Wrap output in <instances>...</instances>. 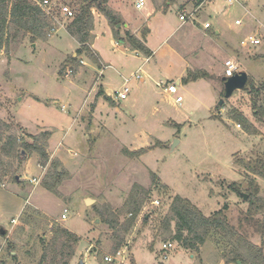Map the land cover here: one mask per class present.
I'll use <instances>...</instances> for the list:
<instances>
[{
  "label": "rangeland",
  "instance_id": "rangeland-1",
  "mask_svg": "<svg viewBox=\"0 0 264 264\" xmlns=\"http://www.w3.org/2000/svg\"><path fill=\"white\" fill-rule=\"evenodd\" d=\"M51 1L56 9L66 5L73 11L80 3ZM239 1L242 7L226 9L221 3L204 4L194 11V22L181 23L179 12L192 9L193 0H147L142 9L135 0H109L121 20L119 34L127 30L144 40L150 55L114 49L111 26L93 8L90 44L108 68H100L85 53L70 62L77 44L63 30L34 42L25 35L0 49V145L9 137L16 140L9 154L0 148V264H49L55 251L58 264H109L103 255L114 252L122 235L113 232L109 221L122 223L130 215V193L143 197L136 185L148 194L120 246L131 264H241L226 263L222 244L213 239L196 251L171 238L175 218L170 203L176 194L204 215L226 204L229 223L260 245L253 223L262 214H246V191L256 186L264 199V178L247 167L264 159V92L256 95L248 87L226 98L222 78L224 61L231 59L255 86L264 80V0ZM58 18L66 23L60 14ZM205 20L211 27L203 30ZM248 34L261 43L241 46L240 39ZM136 71L141 80L131 79L127 98L111 104L124 77ZM197 72L207 76L183 80ZM181 76L176 94L155 84ZM177 94L180 104L174 100ZM43 131L48 133L40 140L49 155L45 166L35 152L19 146ZM174 139L178 142L170 149ZM141 148L142 154L126 153ZM53 160L62 173L55 193L44 187V182L54 183ZM232 183L247 194L246 200ZM166 216L172 217L170 232L162 226ZM56 226H67L79 241L62 247L61 238L52 246ZM168 241L173 248L164 258L162 244ZM43 254L47 257L41 262Z\"/></svg>",
  "mask_w": 264,
  "mask_h": 264
},
{
  "label": "trees",
  "instance_id": "trees-1",
  "mask_svg": "<svg viewBox=\"0 0 264 264\" xmlns=\"http://www.w3.org/2000/svg\"><path fill=\"white\" fill-rule=\"evenodd\" d=\"M42 0H0V49L5 48L10 41H20L25 35L29 36L31 42L38 39H44L48 31L52 27L51 20L42 11L37 2ZM109 0H80L77 9L74 11L73 17L66 20L65 30L74 38L79 47L76 49V56L70 58V62L74 63L76 58L85 53L95 63L99 65L97 55L89 48V44L92 40V30L94 24V17L92 9L95 8L100 12L111 26L114 38L128 46L131 50L141 51L147 55L151 54L150 49L145 45L144 40L138 39L135 35L129 31H125L121 36L119 30L116 29V25L121 23L120 17L114 13V11L108 6ZM171 1V0H169ZM201 0H193V4L197 5ZM57 16L58 10L55 8ZM207 76L205 72L193 73L190 77H185L183 80L197 79ZM248 87L256 95L260 92H264V80L255 86L252 81H248ZM102 90L99 89L97 95H101ZM253 107L256 114V103L253 102ZM240 120H244V117L239 116ZM47 131H43L38 135H31L32 141H22L19 146L29 152H35L38 155L39 164L45 166L49 162V155L46 151L45 143H41L40 140L47 137ZM16 143L15 138L9 137V140L0 145L1 150L5 154H9ZM145 150L143 148L138 151H127L130 156L134 154H142ZM18 155L21 156V150ZM248 170L259 177L264 178V159H259L253 165H247ZM51 176L54 179L53 184H47L44 182V187L51 192H56L55 185L61 179L62 173L58 170L59 162L51 161ZM152 181L156 180L154 174H152ZM231 188L239 191L238 185L232 183L229 185ZM136 193L142 192L143 197L141 199L134 198V193H130V206L129 216L119 223L118 219L115 221H109V226L113 232L119 230L122 235H119L118 242L115 246V250L119 249L124 235L133 226L137 215L139 214L143 198L148 194L147 189L140 185L134 186ZM134 191V192H135ZM247 203L248 207L246 214L252 218L256 214H262L261 219L254 221L253 225L256 227V231L260 233L261 243L255 245L249 241L244 235H242L233 225H231L226 217L225 210L227 205L224 204L220 209L211 212L209 215H204L192 202L179 195H174L170 203V212L175 218V231L171 238L181 244L183 248H189L199 251V245H202L207 239H213L217 245L222 244L224 252L222 255L226 256L225 262L231 263L239 260L241 264H264V199L257 193L256 186L247 187ZM172 217L166 216L163 220L162 226L164 230L170 232V223ZM145 221V219H144ZM118 236V235H117ZM63 239L62 247H68V243L76 244L79 241V237L68 230L65 227L56 226L53 231L52 246L60 239ZM234 241V242H233ZM55 247V246H54ZM228 248V249H227ZM67 255L68 258L73 256V247L70 248ZM54 249H52V252ZM114 250V251H115ZM58 252H54L53 256L49 260V264H58L57 257ZM15 258L14 255H11ZM46 254L41 257V262L46 259ZM62 264H69L68 261L62 262ZM80 264V263H79Z\"/></svg>",
  "mask_w": 264,
  "mask_h": 264
},
{
  "label": "built area",
  "instance_id": "built-area-1",
  "mask_svg": "<svg viewBox=\"0 0 264 264\" xmlns=\"http://www.w3.org/2000/svg\"><path fill=\"white\" fill-rule=\"evenodd\" d=\"M213 0H201L197 5L193 4V10L190 9L188 10L187 8H183L179 14H178V19L180 20L181 23H185V22H194L195 21V16H194V11L198 10L199 8L202 7V5L209 3ZM224 9L234 6V5H239L240 1L239 0H218ZM38 5L41 7L42 11L46 14V16L51 20L52 23V27L50 28V30L48 31L47 35H51V33L53 31H55L57 28H62L65 29V23L61 22L60 19L58 18L56 12L54 11L55 7H54V3L51 0H42L41 2H37ZM147 3V0H135V7L137 9H142L145 7ZM242 7V6H241ZM58 13L63 17V19L66 21L67 19L73 17L74 15V11L71 10L68 6L66 5H62L58 7ZM235 24H240V20H235ZM202 27L204 29H208L211 27L210 22L209 21H205L202 24ZM261 43L260 39L258 37H256L253 34H248L245 37H242L240 39V45L241 46H256L259 45ZM79 63L83 64V60H80ZM101 68H104V65L102 63H100ZM238 70L237 64L234 63L233 60L231 59H226L224 61V71H223V77H230L233 74H235ZM67 73H72L73 70L71 68H67L66 70ZM131 79H137L140 80L141 79V74L139 72H135L132 75H130V77H125L123 80V84L122 86L116 90L114 92V94L111 96V98L113 99V101L115 102H119L121 100H124L127 98V95L129 93V82ZM179 82H170L167 83L163 80H159L156 81V86L160 87L164 92L169 93V94H176L177 93V84ZM175 102H177L178 104H180L182 97L181 95H176L174 98ZM62 108L64 109L65 107L62 106ZM237 126L239 127L240 125L237 124ZM31 182H36V179H31ZM156 203L158 201H155ZM65 214H62V219H65ZM173 248V242H165L162 244V251H163V257H166L167 252ZM125 256V251L121 248L115 250L112 253L106 252L103 255V261L105 263H109V264H131L130 260L127 259Z\"/></svg>",
  "mask_w": 264,
  "mask_h": 264
},
{
  "label": "water",
  "instance_id": "water-1",
  "mask_svg": "<svg viewBox=\"0 0 264 264\" xmlns=\"http://www.w3.org/2000/svg\"><path fill=\"white\" fill-rule=\"evenodd\" d=\"M120 26V23L116 25V29ZM247 74L244 71H239L233 74L230 77H223V86H224V95L226 98L230 97L234 91L241 90L245 87L247 83ZM223 99H220L218 104H221ZM178 141L174 139V142L170 145V149H173ZM17 178V177H16ZM243 199L246 200L247 194L240 192ZM91 199H86V202H91ZM240 263V262H239ZM80 264H82V261H80Z\"/></svg>",
  "mask_w": 264,
  "mask_h": 264
},
{
  "label": "crops",
  "instance_id": "crops-1",
  "mask_svg": "<svg viewBox=\"0 0 264 264\" xmlns=\"http://www.w3.org/2000/svg\"><path fill=\"white\" fill-rule=\"evenodd\" d=\"M213 2H215V3H220L218 0H213V1H211V2H209L210 4H212ZM207 4V3H206ZM203 6V5H202ZM200 9V8H199ZM205 21H208V20H205ZM204 21V22H205ZM203 28V27H202ZM60 30H63V31H66L65 29H62V28H57L55 31H53L52 33H51V35H49L48 37H50V36H52V35H54L57 31H60ZM203 30H206V29H204L203 28ZM215 33L216 34H219L220 33V29H217L216 31H215ZM205 34V33H204ZM72 38V37H71ZM75 42H76V44H77V48L79 47V44H78V42L74 39V38H72ZM146 40V39H145ZM111 44H112V46H113V48L114 49H121L122 51H125L128 47H127V45H125V44H122V46H120V45H118V43L116 42V40H112L111 41ZM145 44H146V42H145ZM146 46H147V44H146ZM89 47H90V49L97 55V57H98V60H99V67L101 68V66H100V63H102L103 65H104V68H108L109 66H110V64L108 63V64H106L104 61H103V59L101 58V54L99 53V51L94 47V45H93V43L92 44H89ZM148 47V46H147ZM149 48V47H148ZM96 49V50H95ZM150 49V48H149ZM151 51V50H150ZM153 53V52H152ZM72 56L74 57V56H76V52H73L72 53ZM147 59V58H146ZM83 64H84V62H83ZM82 64V65H83ZM125 78V77H124ZM180 79H182V76H181V78H178L177 80H176V82H179L180 83ZM141 80V79H140ZM178 83V84H179ZM122 84H123V82H122ZM122 84H121V86H122ZM110 102H111V104H113L115 101H113V99L111 98V100H110ZM116 103V102H115ZM85 201H86V199H85ZM21 209V208H20ZM20 209H19V211H20ZM24 208H22V210H23ZM21 210V211H22ZM68 230H70L71 232H72V230L70 229V228H68L67 226H65ZM1 233H3V232H1ZM165 258V257H164Z\"/></svg>",
  "mask_w": 264,
  "mask_h": 264
}]
</instances>
